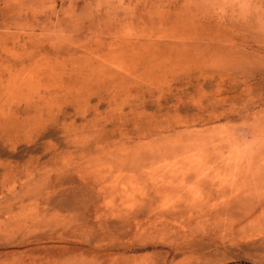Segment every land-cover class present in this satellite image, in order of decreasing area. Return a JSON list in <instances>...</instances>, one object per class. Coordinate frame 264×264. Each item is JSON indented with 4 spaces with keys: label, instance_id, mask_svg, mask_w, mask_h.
Instances as JSON below:
<instances>
[{
    "label": "rangeland",
    "instance_id": "1",
    "mask_svg": "<svg viewBox=\"0 0 264 264\" xmlns=\"http://www.w3.org/2000/svg\"><path fill=\"white\" fill-rule=\"evenodd\" d=\"M11 186L0 264H264V0H0Z\"/></svg>",
    "mask_w": 264,
    "mask_h": 264
},
{
    "label": "bare ground",
    "instance_id": "2",
    "mask_svg": "<svg viewBox=\"0 0 264 264\" xmlns=\"http://www.w3.org/2000/svg\"><path fill=\"white\" fill-rule=\"evenodd\" d=\"M116 89L120 90V91L124 90L123 88H119V87H117ZM7 183H8V181L4 177L3 181L1 182V184L4 186ZM8 193H10V195H12L11 198L9 199L8 202L4 203V205H2L0 207V215H2L4 217V220L2 222H0V234L3 233V232L4 233L11 232L12 228L14 227V225H16V216H15L14 211H13L14 206H16L17 210L21 211V210L25 209L26 206H29L28 202H32L33 200H36V202H37L38 201V197L41 198L42 195H43L42 191H39V188L31 190L30 186H26V191L21 192L22 197H21L20 201L17 204H15V201L20 196V193L13 194V186L9 187ZM28 193H30L31 195L28 194ZM63 195L61 194V195H59V197L62 199V198H64ZM74 197L76 198V194H74ZM44 200L46 201V199H44ZM50 205L52 206L53 203H50ZM81 208H82V206H81Z\"/></svg>",
    "mask_w": 264,
    "mask_h": 264
}]
</instances>
